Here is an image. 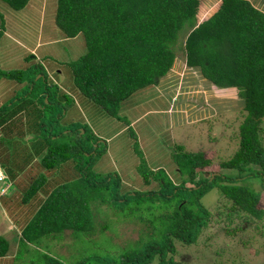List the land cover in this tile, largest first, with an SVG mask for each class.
Here are the masks:
<instances>
[{
    "label": "trees",
    "instance_id": "1",
    "mask_svg": "<svg viewBox=\"0 0 264 264\" xmlns=\"http://www.w3.org/2000/svg\"><path fill=\"white\" fill-rule=\"evenodd\" d=\"M0 1L16 10L30 2ZM202 2L57 0L54 21L65 35L62 41L84 36L87 51L71 62L75 84L109 114H115L133 93L157 85L181 58L187 66L199 68L214 87L236 88L244 116L234 154L215 163L204 150L187 151L178 146L179 156L173 158L183 176L180 181L159 172L155 176L158 189L121 191L118 175L101 174L106 175L101 181L90 176L89 159L99 152L89 130L75 128L69 143L52 142L58 132L48 130L44 144L38 147L44 152L42 170L71 161L79 174L76 180L61 183H52L55 175L46 171L26 182L17 179L20 187L27 183L17 202V190L11 189L15 186L0 167L6 175L0 198L13 192L1 207L9 215L6 225L10 226L0 232V261L12 259L21 264L20 256L28 255L29 264H203L207 260L197 256L193 261L178 260L177 245L183 246L182 255L187 254L195 249L204 229L220 224V231L229 238H223L222 247L206 264L257 263L256 254L241 249L247 240L231 243V239L248 227L264 235V10L251 0H220L206 14L210 5ZM9 71L1 74L10 75ZM61 94L53 96L60 108ZM48 102L51 104L49 97ZM33 141L29 146L36 150ZM86 156L88 161L82 163ZM212 162L214 175L205 176ZM143 176L149 182L150 172L144 170ZM99 189L110 196L102 199L101 209L95 203L103 198ZM214 194L218 201L212 207L214 203L207 197ZM148 196L152 198L144 208ZM106 205L123 213L119 224L125 218H136L140 224L135 227L129 222L134 235L130 228L126 235L115 228L118 237H124L112 249L104 248L95 237L101 227H108L98 216ZM236 218L239 222L233 224Z\"/></svg>",
    "mask_w": 264,
    "mask_h": 264
},
{
    "label": "rangeland",
    "instance_id": "2",
    "mask_svg": "<svg viewBox=\"0 0 264 264\" xmlns=\"http://www.w3.org/2000/svg\"><path fill=\"white\" fill-rule=\"evenodd\" d=\"M251 1L264 10L262 0ZM207 3L210 6L206 14L214 11L220 0L202 2L204 5ZM56 7L57 0H31L25 9L16 10L0 1V87L7 83L8 78V90L13 89L12 85L18 89L16 100L0 112V167L14 184L15 187L11 189L14 192L17 190V202L19 194L27 186V183L18 186L17 179L26 182L28 177L33 179L40 171H46L47 175H55L52 183H61L69 178L71 181L76 180L79 174L71 167L74 164L71 161L55 169L42 170L40 158L44 152L43 148L38 147L44 144L50 131L58 132L52 142L62 140V143H69L75 128L82 132L84 128L89 130L88 136L94 135V141L91 142L98 146L99 153L92 159L83 157L81 162L85 163L89 159L92 170L90 176L95 180H103L106 175L101 174L118 175L121 191L156 190L160 186L155 179L159 172H166L171 180L180 181L181 170L173 158L179 156L178 146L187 151L204 150L206 156L215 163L234 154L239 142V124L244 116V104L236 88L214 87L196 68L186 66L181 58L180 65L175 64L158 85L133 93L120 104L115 114H109L86 97L75 84L71 62L86 53L85 38L79 35L61 40L65 35L54 21ZM51 40L53 43H50ZM29 47H36V51L32 52ZM2 71L11 74H1ZM60 93L62 108L55 104V98ZM96 139L99 141L95 142ZM32 141V145L37 142L36 150L29 146ZM213 162L207 167L210 171L205 176H211ZM144 170L150 172L149 182L144 180ZM151 170H156V173ZM98 191L102 192L103 198L95 203L101 209L104 206L102 199L110 196L105 190ZM11 195L13 192L0 198V232L10 226L9 223L6 225L9 215L1 207ZM151 198L147 197L144 208ZM207 200H211L214 207L218 197L214 194ZM149 208L145 209V214L150 211ZM98 216L102 223L108 222V227H101L95 236L106 249L115 248L118 241L123 240L128 228L134 235L129 222L140 227L136 218H132V221L125 218L124 223L119 224L123 213L107 205L104 213H98ZM238 222L236 218L233 224ZM261 227L264 230V226ZM115 228L125 232L122 239ZM220 230V224L204 229L194 244L195 249H189L187 254L183 252L182 255L183 246L177 245L176 258L193 261L196 258L194 256H197L212 262L215 253L222 247L223 238H229ZM259 232L256 228L248 227L231 239V243L240 238L247 240L241 249L246 254H256L254 259L257 263L253 264H264V235ZM234 251L243 255L241 250ZM20 257L23 259L21 264H29L26 260L28 255ZM0 264L14 263L12 259L11 262L5 259Z\"/></svg>",
    "mask_w": 264,
    "mask_h": 264
},
{
    "label": "crops",
    "instance_id": "3",
    "mask_svg": "<svg viewBox=\"0 0 264 264\" xmlns=\"http://www.w3.org/2000/svg\"><path fill=\"white\" fill-rule=\"evenodd\" d=\"M31 1V0H30ZM30 3V2H29ZM29 5V4H28ZM27 5V6H28ZM26 6V7H27ZM25 7V8H26ZM25 8H23V9H25ZM23 9H21V10H23ZM10 36V35H9ZM8 36V37H9ZM61 39H62V37H61ZM50 43H53L52 41H50ZM27 48V47H26ZM30 48V47H29ZM27 50H28V48H27ZM30 50L32 51V52H34V51H36V47L35 48H33V49H31L30 48ZM8 83H9V80H8V78H7V83L5 84V85H2L1 87H0V112H1V110L3 109V108H1V107H4V105H5V103L6 102H11V101H14V100H16V98H17V95H15V93L17 92V87H15V86H13L12 85V90L10 91V90H8V88H7V86H8ZM3 100H6L5 102L3 101ZM21 113H22V111H21ZM4 124V123H3ZM0 127H2L1 125H0ZM24 130V129H23Z\"/></svg>",
    "mask_w": 264,
    "mask_h": 264
},
{
    "label": "built area",
    "instance_id": "4",
    "mask_svg": "<svg viewBox=\"0 0 264 264\" xmlns=\"http://www.w3.org/2000/svg\"><path fill=\"white\" fill-rule=\"evenodd\" d=\"M6 180L5 173L0 169V184L4 183Z\"/></svg>",
    "mask_w": 264,
    "mask_h": 264
},
{
    "label": "clouds",
    "instance_id": "5",
    "mask_svg": "<svg viewBox=\"0 0 264 264\" xmlns=\"http://www.w3.org/2000/svg\"><path fill=\"white\" fill-rule=\"evenodd\" d=\"M51 41H53V40H51ZM177 63L180 65V62H176V63H174L172 69L174 68L175 64H177ZM181 63H182V62H181ZM184 63H185V65L187 66L186 61H185ZM188 67H191V66H188ZM194 68H196V67H194ZM196 69L198 70V72L201 73V71H200L199 68H196ZM167 74H168V73H167ZM167 74H166V75H167ZM166 75H165V76H166ZM204 78H205V77H204ZM161 79H162V78H161ZM206 79H207V78H206ZM207 80H208V79H207ZM158 84H159V83H158ZM158 84H157V85H158ZM144 89H145V88H144ZM177 166H178V165H177ZM178 167H179V166H178ZM213 175H214V173L212 174V176H213ZM172 179H173V178H172Z\"/></svg>",
    "mask_w": 264,
    "mask_h": 264
}]
</instances>
